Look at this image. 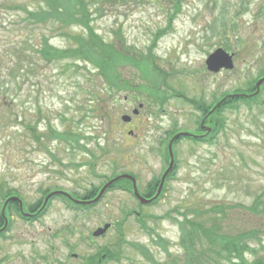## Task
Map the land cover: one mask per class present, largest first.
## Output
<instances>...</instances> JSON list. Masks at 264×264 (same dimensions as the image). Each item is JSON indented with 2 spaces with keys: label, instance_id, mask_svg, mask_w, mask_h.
I'll use <instances>...</instances> for the list:
<instances>
[{
  "label": "rangeland",
  "instance_id": "obj_1",
  "mask_svg": "<svg viewBox=\"0 0 264 264\" xmlns=\"http://www.w3.org/2000/svg\"><path fill=\"white\" fill-rule=\"evenodd\" d=\"M89 1L90 23L117 49L150 53L172 22L152 51L167 74L161 83L167 100L160 106L146 93L117 89L90 62L41 59L35 50L41 37L63 49L70 43L63 34L83 27L30 17L39 0H0V215L8 191L23 201L24 212L43 209L31 220L20 212L12 216L11 228L0 235V264H87L98 253L101 264H175L184 256L185 219L193 222L186 232L207 251L205 230L215 227L212 248L218 251L210 252L222 264L238 260L241 246L254 249L244 251L249 261L264 258V214L250 209L258 197L264 202V89L260 105L221 114L224 129L212 142L193 139L203 136V115L191 101L212 104L225 93L243 92L264 72V0ZM217 48L234 54L233 69H207V56ZM121 72L144 83L132 67ZM140 103L144 108L133 114ZM177 132L184 135L173 147L171 177L153 204L140 206L116 187L88 207L63 195L43 205L56 189L82 199L115 172L136 176L145 193L169 168L168 145ZM108 223L104 234L94 235ZM230 238L232 251L225 244ZM106 247L118 258L103 252Z\"/></svg>",
  "mask_w": 264,
  "mask_h": 264
},
{
  "label": "trees",
  "instance_id": "obj_2",
  "mask_svg": "<svg viewBox=\"0 0 264 264\" xmlns=\"http://www.w3.org/2000/svg\"><path fill=\"white\" fill-rule=\"evenodd\" d=\"M42 2L41 6L36 7L37 10L30 12V17L34 16L38 19L39 22L46 23L52 21L57 23L61 27H70L71 25H81L83 29L79 33H73L72 35L63 34L67 36L70 40L69 45L66 48H55L50 45L47 39L41 37V42L37 43L35 50L39 53L41 59H48L54 57V61L61 59H71L74 61L90 62L96 67V70L99 72V76L109 82L113 87L117 89H122L123 91L128 92H140L142 94H148L156 99L161 106L164 105L167 100V95L163 89H161L162 79L165 75V71L157 64V57L152 54V51L157 46L158 39L161 34L165 33L168 29H171L172 22L169 25V28L161 31L157 34L156 39L153 44L148 48L150 53L136 50L131 46H121V49H117L113 44L106 43L101 36L97 33L94 26L90 23L91 16L88 14L86 8H89L93 5V1L89 0H39ZM90 16V19H89ZM175 14L173 15V19ZM37 22V21H35ZM124 67H132L137 70L138 77L143 79L144 83L134 84L132 79H123L121 69ZM97 77V76H96ZM95 77V79H96ZM264 77V72H262L253 82H250L248 85L250 88L237 93H225L212 104H208L202 101V104L197 100H191L193 104L202 112V120L200 123V129H198L199 134H203L202 137H194L193 139H200V141L212 142L214 138L224 129L225 120L221 118V114L225 110H236L241 107V105H246L248 108H253L255 105H260L261 102V93L264 89V82L260 88L257 87L258 81ZM166 80V79H165ZM164 80V81H165ZM96 81V80H95ZM178 95H182V92L174 90ZM222 100V101H221ZM209 129V133L208 130ZM206 131V132H205ZM179 132H177L178 134ZM79 135V134H77ZM41 136V135H40ZM183 136H179L178 142ZM103 150H109L107 145L102 147ZM121 174V172H115L111 176H107L104 182L99 187H94L88 190L86 193L81 195L83 199L94 198L102 188V186L111 178ZM171 177L169 175L168 179ZM160 180H155L149 183L148 188L146 189L145 196L153 197L158 188V183ZM116 187H121L124 190H127L133 193V184L129 179H122L114 184L108 189L112 190ZM50 192V190H49ZM48 192H46L47 194ZM163 194V193H162ZM161 194V195H162ZM13 193L8 191L7 193L2 194L3 203L12 196ZM65 201L73 204L67 198ZM156 200L153 201L156 202ZM12 207H16V211L20 212L19 202L16 200H11L9 202ZM74 205V204H73ZM36 205L31 206V210L35 211ZM88 207V206H85ZM255 211L256 214H264V202L259 200V197L256 199L254 205L250 208ZM192 221L185 219L183 222L184 235L181 238V246L184 249L183 258L175 262V264H222L217 258L213 256L210 251L217 252L212 247L218 243H214V238L219 237V235L214 234L215 227L208 232L205 230V235L208 237L209 244L212 247H208L210 251L204 250L200 246V241L197 237L189 236V232L186 231L190 229ZM209 229V228H208ZM259 230L256 229L251 232L250 235L257 236ZM161 242L166 243L160 238ZM226 248H234L235 242L230 238V241H226ZM141 249L144 251L146 256L150 257L149 250L145 249L143 246ZM166 250L167 247H165ZM103 252H108V256L112 258H118L112 255L113 251H109V248L106 247L103 249ZM241 253H239L238 260H233L228 257L229 264H264V258L255 256L254 259L248 260L245 256L244 251H249L251 254L254 253V249L249 247L241 246ZM234 251L240 252L239 249L235 248ZM235 253V252H233ZM149 254V255H148ZM119 256V255H116ZM108 258V257H107ZM102 254L98 253L95 256H92L87 264H101Z\"/></svg>",
  "mask_w": 264,
  "mask_h": 264
},
{
  "label": "water",
  "instance_id": "obj_3",
  "mask_svg": "<svg viewBox=\"0 0 264 264\" xmlns=\"http://www.w3.org/2000/svg\"><path fill=\"white\" fill-rule=\"evenodd\" d=\"M206 64H207V67L210 71L212 72H219L221 71L223 68L225 69H232L234 67V61H233V56L231 54H229L227 51H225L223 48H219L217 49L215 52H213L212 54L209 55V57L207 58V61H206ZM264 82V78H262L259 82H258V87L261 86V84ZM135 113H138V110H135ZM123 120L126 121V122H129L131 121V117L128 116V115H124L123 116ZM173 141L174 139L171 140L170 144H169V154H170V158H171V161H170V166L169 168L166 170V172L164 173L163 177H162V180H161V183H160V186H159V190H158V193L156 194L155 197H157L163 186H164V183H165V180H166V177L167 175L169 174V172L171 171L172 167L174 166V161H175V157H174V150H173ZM121 178H129L132 180L133 182V186H134V192H135V195L137 196V198L142 202V203H150L152 201V199H148V198H145L139 191V188H138V185H137V180L136 178L131 175V174H121V175H118L116 177H114L113 179H111L109 182H107L104 187L101 189L100 193L98 194V196L94 199H91V200H78V199H74L69 193L65 192V191H54V192H51L47 198H46V201L52 197V195L54 194H57V193H63V194H66L67 196H69L70 198H72L75 202H78V203H83V204H91V203H96L98 202L103 194L105 193V191L107 190V188L112 185V183H114L115 181L121 179ZM9 201L10 200H18L20 202V204L22 205L23 202L22 200L17 197V196H12L8 199ZM111 227V224L108 223V224H105L104 227L102 228H99L98 230H96L94 232V235L95 236H100L102 234H104L109 228Z\"/></svg>",
  "mask_w": 264,
  "mask_h": 264
},
{
  "label": "flooded vegetation",
  "instance_id": "obj_4",
  "mask_svg": "<svg viewBox=\"0 0 264 264\" xmlns=\"http://www.w3.org/2000/svg\"><path fill=\"white\" fill-rule=\"evenodd\" d=\"M148 186H149V184H148ZM77 204L82 205L81 203H77ZM20 208H21V205H20ZM34 208H35V211H33L31 209H29V210L27 209L25 212H23V213L29 214V216L24 217L23 213H20V216L24 217L26 220L27 219L31 220V218H33L35 215L38 214L37 212L40 210V208L42 209V207L38 206V205H36V207H34ZM36 210H38V211L36 212ZM15 213L17 214L16 207H12V205L10 203L5 202L2 205V211H1V215H0V235H2L4 232H7L8 229L11 228V227H9V225L11 224V221H12L11 218H12V216H15Z\"/></svg>",
  "mask_w": 264,
  "mask_h": 264
}]
</instances>
